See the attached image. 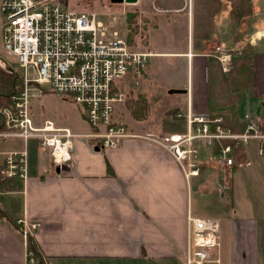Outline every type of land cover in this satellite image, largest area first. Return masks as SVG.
<instances>
[{
	"label": "crops",
	"instance_id": "obj_1",
	"mask_svg": "<svg viewBox=\"0 0 264 264\" xmlns=\"http://www.w3.org/2000/svg\"><path fill=\"white\" fill-rule=\"evenodd\" d=\"M193 1L183 0V8L192 7ZM195 1L202 6L205 0ZM213 1L219 5V12L211 17L210 32L206 36L201 26V31H194L192 49L178 52L189 57L187 64L192 65L194 56H207L209 37L217 42L215 46L223 48L227 46L224 39L233 36L229 15L234 0ZM251 6L252 13L244 19L251 22L249 34L244 36L249 52L239 49V54L245 52L251 58L250 91L252 102L259 105L253 118L264 129V0H251ZM203 18L199 17L200 24ZM186 23L190 30V17ZM188 35L193 38L192 32ZM196 49L200 50L198 55L192 53ZM156 55L157 51L151 53L152 57ZM207 61L203 57L194 80L188 74L185 77L184 68L181 79L171 80L169 89H185L186 93H157L156 100L165 101L174 115L162 122L149 115L143 120L131 117L127 124L130 130L157 137L194 132L188 118L211 114ZM154 64L143 74L145 81L156 82ZM213 98L215 102L223 101L217 93ZM223 99L227 100V96ZM236 115L241 124L252 117L251 113ZM56 126L66 127L59 123ZM69 129L77 134L90 131L89 126L84 130ZM10 140L12 143L0 146V162L3 152L22 147L20 140ZM72 145L69 171L57 173L47 153L37 149L34 158L28 159V178L22 182L21 190L0 192L1 210L23 227L15 230L7 220L0 219V264H27L29 234L44 264H184L187 211L197 216L194 195L221 208L213 210V216L204 217H213L220 224L218 255L224 264H264V225L252 216L233 218L226 208L230 204L226 196L237 193L247 174H240L241 167H250L248 175L264 181V155L258 154L257 143L244 147L246 165H238L233 172L226 168L218 175L209 162L214 150L198 140V169L188 178L164 149L141 138H131L122 147L107 151H95L92 141L84 137H74ZM231 204L233 207V199ZM223 206L228 212H222ZM32 224L33 229L29 227Z\"/></svg>",
	"mask_w": 264,
	"mask_h": 264
},
{
	"label": "built area",
	"instance_id": "obj_2",
	"mask_svg": "<svg viewBox=\"0 0 264 264\" xmlns=\"http://www.w3.org/2000/svg\"><path fill=\"white\" fill-rule=\"evenodd\" d=\"M0 16L2 49L14 59L10 66L20 82V90L9 97V107L0 111V140L22 142L21 149L2 153L0 167L5 177L21 182L28 178L31 140L47 151L54 166H69L74 137H84L103 151L141 138L164 149L185 178L197 172L198 140L214 150L209 162L213 160L221 170L232 166L233 151L252 140L258 142V154L264 155V129L251 120L240 133L221 126L220 117L208 115L189 117L187 123L194 132L182 135L157 137L132 132L117 118V112L132 93L128 85H138L150 54L132 49L119 31L103 24L94 13L68 8L61 0H0ZM220 49L217 46L216 52ZM224 53L211 56L221 62L226 73L228 68L223 63L231 54ZM46 91L74 103L90 131L73 133L69 128L55 127L49 120L36 124L30 100ZM223 141L228 143L224 145ZM185 221L184 264H206L210 250L218 246V221L196 217L190 211ZM26 233L23 229V237ZM26 261L33 263L28 253ZM215 264L222 263L216 259Z\"/></svg>",
	"mask_w": 264,
	"mask_h": 264
},
{
	"label": "rangeland",
	"instance_id": "obj_3",
	"mask_svg": "<svg viewBox=\"0 0 264 264\" xmlns=\"http://www.w3.org/2000/svg\"><path fill=\"white\" fill-rule=\"evenodd\" d=\"M61 1H63L68 8L74 9L76 11L84 13L86 12V14L94 13L96 15V18L103 24H107L112 29H116L117 31H119L123 35V37H125L127 43L132 49H134L135 51H141L150 54L147 58L145 71L148 70V67L151 63H155L153 67L155 69V78L157 79L156 82L150 80L148 81L147 79L145 81L143 78L145 75L144 72V75L138 79V85L134 87L132 85H128V87L132 88V93L127 95L125 103L120 106L117 112V118L119 120L125 123L127 121L126 124H128V121H130L132 118H134L135 120H143L149 115L152 117L154 116L155 118H157V120L160 119L162 122L164 118L171 116L174 112L172 111L173 109L171 107L167 106V103L165 101L161 102L160 99V101L156 100L157 93L160 92L161 94H166L170 90L168 87L172 85L171 80H173V78H175L176 80L182 78L183 68L185 77L188 74L189 78L192 77L194 80L197 71L198 73H200V62L203 61V57L207 59L212 58V62L215 65V67H213V70L217 73V76H219V71L222 72L221 62L211 55H222L225 54L224 52H226V54H231V58L228 55V60L223 63V65L228 68V71L226 73H223L226 74L224 75L226 83H223L221 85L226 93H217V95L223 101L227 102L229 100V104L231 103L229 115L234 114V117H237L236 113L238 112L239 116L242 117L245 113H251L252 117L247 119V121H259L253 118L255 110L259 105L252 102V93L250 89L246 87L243 88L244 82L242 83L240 81L239 74L236 75L235 72H231L230 74H228L231 68L233 69L232 71H235L236 67L238 66V61H233L234 58L247 55L245 52L239 54V49H245L246 51L249 49L248 40L247 42H245L246 39L244 38L245 35L249 34L251 28V22L249 21V19L247 21L244 20L245 18L235 20L230 14L229 27L231 30H233V36H230L228 39H224L225 34H223V39L224 42H227V46L223 48L221 47V49L216 52L217 46L215 45L217 44V42L210 39L209 37V43H207L208 48L207 51H205V54H207L208 57L204 55L201 56L199 54L200 50L196 49L192 53L197 55L199 54V57H192V65H190L185 62L188 61L189 57L179 55L178 52L186 51L187 53L188 51H190V48L192 49L191 46L193 45V42H195L194 31H201V26L202 30H204L203 34L207 36V34L210 32L209 27L210 20L212 19L211 17L213 16V12L217 8V6L219 7V5L216 6V2L213 0H205L204 2L202 1V6L197 4V2L194 0L195 2L193 1V6L188 7L187 9L183 8V0H137V2L134 4L111 3L110 0ZM233 4L234 6L233 8H231V10H234L235 7L239 8L241 6H243L245 9L247 0H234ZM200 16L204 17L202 19V24L199 23ZM187 17H190L192 21L190 30L187 27L186 23ZM1 21L2 18L0 16V25ZM189 32H192L193 38L188 35ZM154 51H157V55L155 57H152L151 53H153ZM172 52L174 54H171L170 56L167 54ZM247 52H249V50ZM13 60L14 59L7 56L2 49L0 40V63L2 65H5L6 62L7 64L11 65L14 64ZM217 82L219 83L220 79H218ZM233 88L243 89L233 92ZM225 96H227V100L223 99ZM141 97H143L142 99L145 100V109L143 111L137 109V102L139 99H141ZM30 103L32 107L33 120L36 124H40L45 120H50L52 123L54 122L53 124L57 128L69 127L72 129L84 130L88 127L87 123L83 119L80 109L74 103L53 92L46 91L43 94L35 95L31 98ZM132 109L134 110V113H131ZM58 123L66 127L56 126ZM174 123L178 124L177 122ZM12 141L13 140L7 139L0 140V146L8 145L9 143H12ZM256 142V140H252L249 144L254 147V143ZM20 144H22V142ZM37 149L40 148L36 145V142L33 140L29 141L28 154L30 159L34 158L35 153L37 154ZM242 149L244 150V148ZM256 150L257 152L259 150L258 142L256 145ZM40 151L42 150L40 149ZM42 152L45 155L47 153V151L45 150H43ZM72 152L73 148L71 150L70 165L65 166L67 169L62 171H69L72 163ZM44 159H46L45 156ZM209 159H212V156L209 157ZM199 160L200 159L198 157V159L195 161L196 165H198ZM210 162L212 163L214 171L218 175H222L223 170L226 168H223V170L218 169L213 160H211ZM241 163L242 162H239L237 166ZM244 165H246V163H244ZM241 168L242 171L240 174H247L240 182L237 193L233 196H226L229 197V200H227L230 202V204L226 206V208L229 209V212L225 210V206L222 207V212H231L233 218L252 216L253 219H258V224L263 226L264 181L253 175H248L251 170L250 167L243 166ZM193 199V206L196 209V217L199 216L200 218L213 219V217L204 216H213V214H211L213 210H221V208L213 205V202L205 203L203 201V197H200L199 199L198 195H194ZM205 199L210 200L211 198L207 197ZM216 199H218V196L216 197ZM232 199L234 202L233 207L231 204ZM222 202L225 203L227 201ZM218 225L220 228L219 222ZM219 244L220 242L218 240V246L210 250V257H208V262H206V264H215L216 259H220L218 255V249L220 246ZM262 244L264 245V243ZM263 245L261 246V251H263ZM220 262L224 264L221 259Z\"/></svg>",
	"mask_w": 264,
	"mask_h": 264
},
{
	"label": "trees",
	"instance_id": "obj_4",
	"mask_svg": "<svg viewBox=\"0 0 264 264\" xmlns=\"http://www.w3.org/2000/svg\"><path fill=\"white\" fill-rule=\"evenodd\" d=\"M251 0H247L246 7L244 9L243 6L237 8L235 7L234 10H231L230 14L235 20L243 19L251 14ZM217 10V11H216ZM219 11V7L215 9L213 12L214 14ZM199 42V41H197ZM239 57V56H238ZM235 57L233 61L237 60L238 61V66L236 67L235 71H232L233 69L231 68L229 70L230 74L231 72H235L236 75H240V81L243 83L244 86L243 88H251V79H252V71L250 68V62L251 58L249 55H243L241 57ZM212 58H208L209 62V83L211 87V99L209 102V108L211 111L210 117L215 118V117H220L222 119L221 126L229 128L232 132H241L245 124L239 123L238 118L234 114L229 115L231 103L229 104V100L226 101H219L215 102L213 95L215 93L218 94H225V90H223V87L221 86L223 83H226L224 75V72H220V75L217 76V73L213 70V67H215L214 63L212 62ZM220 79V82L218 83L217 80ZM237 79V78H236ZM237 81V80H236ZM229 87V86H228ZM240 88V89H243ZM240 89L238 88H233V92L239 91ZM20 90V82L18 78L16 77L15 73H12L8 71V67L5 65H0V111L3 108L9 107L10 101L9 97L15 93H17ZM138 100L137 104L138 107L137 109L140 111H143L145 109V104H144V99ZM228 103V104H227ZM131 113H134V110H131ZM175 113V112H174ZM174 113L172 115H174ZM142 119V118H141ZM137 120V119H136ZM2 127V116L0 112V128ZM228 142L223 141V144H227ZM246 157L244 150L242 149L241 146H239L235 151H233V164L230 167L231 172H233L236 168H238L237 164L241 161L242 163H245ZM228 175V174H226ZM228 181V184L231 182V178L229 176L226 177V180ZM22 182L14 179V178H8L5 177L4 174L1 171L0 167V192L4 191H16V190H21L22 188ZM1 207V206H0ZM7 216V215H6ZM5 216V213L1 210L0 208V219L2 220H7L9 224L13 227V229L18 230V228L22 229V226H19L17 223V220ZM31 237V238H30ZM32 244V247L30 246L29 241H27V253H28V258L33 260L32 264H44L43 257L41 253L39 252L35 242L32 240V236L29 234L27 237Z\"/></svg>",
	"mask_w": 264,
	"mask_h": 264
},
{
	"label": "water",
	"instance_id": "obj_5",
	"mask_svg": "<svg viewBox=\"0 0 264 264\" xmlns=\"http://www.w3.org/2000/svg\"><path fill=\"white\" fill-rule=\"evenodd\" d=\"M110 2L111 3H127V4H134V3H136L137 2V0H110ZM5 66L6 67H8V71H10V72H14V70H13V68L9 65V64H7L6 62H5ZM168 93L169 94H175V93H186V90L185 89H170L169 91H168ZM94 150L95 151H97V150H99V147H97V146H95L94 147ZM67 168L65 167V166H56V169H55V171L58 173L60 170L62 171V170H66ZM6 216V215H5ZM7 217V216H6ZM7 219H8V217H7ZM20 229V228H19ZM21 232L23 233V231L21 230ZM29 242H30V246L32 247V244H31V241L29 240ZM37 264H39V263H37Z\"/></svg>",
	"mask_w": 264,
	"mask_h": 264
},
{
	"label": "bare ground",
	"instance_id": "obj_6",
	"mask_svg": "<svg viewBox=\"0 0 264 264\" xmlns=\"http://www.w3.org/2000/svg\"><path fill=\"white\" fill-rule=\"evenodd\" d=\"M86 13V12H85Z\"/></svg>",
	"mask_w": 264,
	"mask_h": 264
}]
</instances>
